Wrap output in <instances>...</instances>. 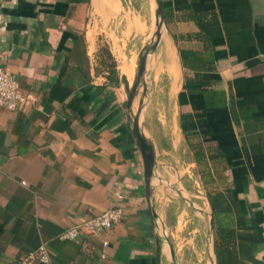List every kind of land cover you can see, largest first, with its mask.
Segmentation results:
<instances>
[{
	"label": "crops",
	"instance_id": "obj_1",
	"mask_svg": "<svg viewBox=\"0 0 264 264\" xmlns=\"http://www.w3.org/2000/svg\"><path fill=\"white\" fill-rule=\"evenodd\" d=\"M165 4L138 102L155 217L124 81L143 48L125 36L147 25L123 0H0V65L29 96L0 112V264L43 243L51 261L37 264H210L209 211L214 237L236 234L215 242L216 264H264V0ZM119 193L113 228L61 238Z\"/></svg>",
	"mask_w": 264,
	"mask_h": 264
},
{
	"label": "water",
	"instance_id": "obj_2",
	"mask_svg": "<svg viewBox=\"0 0 264 264\" xmlns=\"http://www.w3.org/2000/svg\"><path fill=\"white\" fill-rule=\"evenodd\" d=\"M155 2V16L156 22L155 27L153 29V35L148 43L142 48L141 52L139 53L138 60H137V68L133 79H130L128 82V99H127V107L128 113L130 116L132 132L135 136L137 145L141 151L144 169H145V181H146V198L149 202L155 217H157V213L153 206V184L152 180L156 176L157 172V159H156V151L151 138L146 134L143 125L141 124V112H142V103L136 107V98L138 95L139 87L142 82H144V75L147 68V63L152 55V53L156 50L163 30L166 28V17L164 12V5L162 0H154ZM145 85V84H144ZM146 92V88H144L143 93ZM179 194L181 192L178 191ZM184 199H186L190 205L197 208L198 210L202 211V208L197 206L195 202L190 198L186 197L181 194ZM211 215L210 221V229H209V246H208V255L210 264H216L214 259V244H215V237H214V218L211 211H209ZM158 223L159 219L157 218ZM166 240L170 244V240L168 235L166 234Z\"/></svg>",
	"mask_w": 264,
	"mask_h": 264
},
{
	"label": "built area",
	"instance_id": "obj_3",
	"mask_svg": "<svg viewBox=\"0 0 264 264\" xmlns=\"http://www.w3.org/2000/svg\"><path fill=\"white\" fill-rule=\"evenodd\" d=\"M29 98L25 96L20 89L19 81L3 65H0V112L2 110L15 111L20 108L23 101ZM124 193H119L115 204L105 212L82 220L80 223L70 227L62 235V239L76 238L83 230L93 234H99L113 228L123 219L126 213L123 204ZM107 245V241H105ZM51 254L47 244L39 245L35 250L29 252L25 257L9 264H37L49 263Z\"/></svg>",
	"mask_w": 264,
	"mask_h": 264
},
{
	"label": "rangeland",
	"instance_id": "obj_4",
	"mask_svg": "<svg viewBox=\"0 0 264 264\" xmlns=\"http://www.w3.org/2000/svg\"><path fill=\"white\" fill-rule=\"evenodd\" d=\"M123 3L125 7V15L127 17H130L133 21L134 19L140 18L148 27L146 32H142L140 34L138 33L136 37L125 36L126 47L128 49L137 48V47L138 49L142 48L148 43V41L151 39L153 35V29L155 27V22H156L155 2L154 0H123ZM144 84L145 82H142L140 84L137 95L136 107H138V102L140 100V97L143 96V91L145 88ZM128 91L129 88L127 89V93Z\"/></svg>",
	"mask_w": 264,
	"mask_h": 264
},
{
	"label": "trees",
	"instance_id": "obj_5",
	"mask_svg": "<svg viewBox=\"0 0 264 264\" xmlns=\"http://www.w3.org/2000/svg\"><path fill=\"white\" fill-rule=\"evenodd\" d=\"M163 1V5H164V9H165V13H167L168 11V6L165 4L166 0H162ZM111 73H116V63H113L111 65ZM111 81L112 82H118L119 79H117L114 76H111ZM124 81L128 84V81L126 79V77H124ZM182 119H186L184 116ZM215 238H216V247L219 246H229L231 245L235 239H236V234L235 231L230 228V227H223V226H216L215 228ZM243 264V263H241Z\"/></svg>",
	"mask_w": 264,
	"mask_h": 264
},
{
	"label": "bare ground",
	"instance_id": "obj_6",
	"mask_svg": "<svg viewBox=\"0 0 264 264\" xmlns=\"http://www.w3.org/2000/svg\"><path fill=\"white\" fill-rule=\"evenodd\" d=\"M134 70H135V68H134ZM133 77H134V71H133L132 75L130 76V78L133 79Z\"/></svg>",
	"mask_w": 264,
	"mask_h": 264
}]
</instances>
